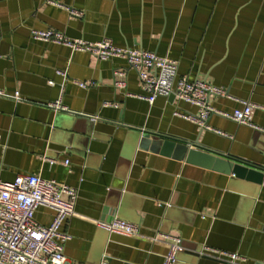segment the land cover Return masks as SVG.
Returning a JSON list of instances; mask_svg holds the SVG:
<instances>
[{
    "label": "crops",
    "instance_id": "0c3cea01",
    "mask_svg": "<svg viewBox=\"0 0 264 264\" xmlns=\"http://www.w3.org/2000/svg\"><path fill=\"white\" fill-rule=\"evenodd\" d=\"M33 30L175 60L179 77L226 91L210 98L213 108L255 104L254 127L214 115V131L203 129L176 114L196 116L191 104L139 99L147 93L125 60L36 41ZM117 70L124 90L115 88ZM0 92V178L36 174L78 189L63 227L69 264H163L174 238L182 242L176 264L230 263L224 252L245 258L236 264H264V0H0ZM143 133L248 162L263 176L257 183L144 149ZM115 215L139 235L97 225ZM53 218L51 209L36 212L43 226ZM158 232L168 238L153 241Z\"/></svg>",
    "mask_w": 264,
    "mask_h": 264
},
{
    "label": "built area",
    "instance_id": "2783aa9c",
    "mask_svg": "<svg viewBox=\"0 0 264 264\" xmlns=\"http://www.w3.org/2000/svg\"><path fill=\"white\" fill-rule=\"evenodd\" d=\"M73 17L81 18L82 12L70 10ZM34 40L65 46L73 52H86L102 61L122 59L134 70L147 95L137 96L139 99L153 104L158 97L169 98L171 95L179 102H186L198 108L196 116L177 112L187 120L196 122L203 129L214 131L208 124L211 116L218 115L239 125L254 127L253 115L257 106L250 102H242V108L232 113L222 112L210 105L211 97H225L226 91L208 82H190L186 77H179L177 61L162 57L154 52L141 49L122 48L110 39L99 42H87L82 39L71 40L64 34L54 30H33ZM65 76V73L59 72ZM115 88L124 90L123 80L126 73L117 70ZM53 85V81L49 82ZM83 88L90 83H80ZM0 95H3L0 92ZM19 94L16 95L18 99ZM116 106L106 102L104 107ZM56 110L62 108L61 102L52 104ZM216 133L220 134L218 131ZM1 145V136H0ZM51 165L55 160H49ZM64 165H70L69 160ZM78 189L61 185L55 180H48L36 174H21L14 181L5 182L0 178V264H69L64 254V246L71 236L63 231L66 222L75 215ZM45 207L54 211V218L49 226H43L36 220V212ZM99 227L110 234L122 236L139 235L140 228L136 224L120 219L115 215L111 221H99ZM167 235L157 233L153 241H161ZM163 264H176L177 256L182 250V242L174 238ZM208 249V248H207ZM213 251V250H210ZM215 252V251H214ZM232 264L245 262L239 254L221 253Z\"/></svg>",
    "mask_w": 264,
    "mask_h": 264
},
{
    "label": "water",
    "instance_id": "95a60500",
    "mask_svg": "<svg viewBox=\"0 0 264 264\" xmlns=\"http://www.w3.org/2000/svg\"><path fill=\"white\" fill-rule=\"evenodd\" d=\"M171 100H175V96L169 97ZM140 145L144 149H151L153 151H159L163 155H174L178 159H184L186 157L187 162L222 171L226 174H233L240 179H247L259 183L263 176V171L248 162H243L231 158H227L216 152L210 150H204L197 144H187L176 140L166 139L161 136H152L149 133H143L140 141ZM179 254L177 256L178 261ZM221 264H231L222 262Z\"/></svg>",
    "mask_w": 264,
    "mask_h": 264
}]
</instances>
